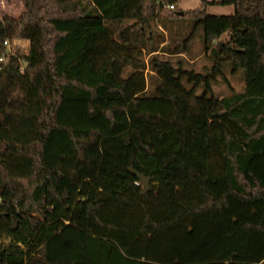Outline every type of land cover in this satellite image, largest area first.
<instances>
[{
	"label": "trees",
	"instance_id": "obj_1",
	"mask_svg": "<svg viewBox=\"0 0 264 264\" xmlns=\"http://www.w3.org/2000/svg\"><path fill=\"white\" fill-rule=\"evenodd\" d=\"M179 2L23 0L0 18V56L30 42L0 73V264H264V0L204 3L160 49ZM200 31L203 73L165 58ZM228 65L244 92L216 97Z\"/></svg>",
	"mask_w": 264,
	"mask_h": 264
},
{
	"label": "rangeland",
	"instance_id": "obj_2",
	"mask_svg": "<svg viewBox=\"0 0 264 264\" xmlns=\"http://www.w3.org/2000/svg\"><path fill=\"white\" fill-rule=\"evenodd\" d=\"M219 1L220 0H180V2L176 5L175 10H170L168 6H166L160 14L162 22L160 21L161 19H159L153 26V37L155 43L157 44L158 42L163 41L164 37L166 42L160 46V49H162V47L172 43L174 40L181 42L183 39L187 38L193 29V23L188 20L189 16H187V13L201 8L204 3L206 4L207 13L211 16H230L235 13V8L233 6L220 5L218 4ZM24 11L23 0H0V18L4 16L19 18ZM182 13L184 17H179L178 14ZM128 24L132 25L133 22L130 21ZM17 39L21 41L19 44L13 45L14 50L23 54H28L30 42L22 38ZM222 39L224 41H228L229 35H223ZM165 58L171 60L175 64L182 61L185 64V67L202 73L204 72L205 67H210L212 65L210 50H207L204 43L203 31L198 33L196 40L192 43L188 52L174 55L167 54ZM145 59L148 60V56L145 55ZM224 72L227 76L229 84L220 81L218 85L214 86V95L216 97H221L229 96L233 92H244V73L238 72L237 74H232V68L229 65L225 67ZM146 73L149 78V71H146ZM154 87L155 82L149 78V90ZM153 91L149 93L150 96H154ZM201 92L202 90H199L198 94H201ZM1 242L2 245L7 248L12 244V239L4 237ZM25 250L32 252V249L26 248Z\"/></svg>",
	"mask_w": 264,
	"mask_h": 264
},
{
	"label": "built area",
	"instance_id": "obj_3",
	"mask_svg": "<svg viewBox=\"0 0 264 264\" xmlns=\"http://www.w3.org/2000/svg\"><path fill=\"white\" fill-rule=\"evenodd\" d=\"M170 10H175L173 5L168 7ZM21 40H6L4 42V46L6 48L5 52L0 56V73L4 70V68L12 61L14 57L17 56V51L14 50L13 45H17ZM23 71V69H22Z\"/></svg>",
	"mask_w": 264,
	"mask_h": 264
},
{
	"label": "water",
	"instance_id": "obj_4",
	"mask_svg": "<svg viewBox=\"0 0 264 264\" xmlns=\"http://www.w3.org/2000/svg\"><path fill=\"white\" fill-rule=\"evenodd\" d=\"M131 172L138 177V179L141 181V183L143 185V189H142L141 195L142 196L147 195L150 192V190H151L152 179L149 178V177H146L144 175H141V174L137 173L134 170H131Z\"/></svg>",
	"mask_w": 264,
	"mask_h": 264
}]
</instances>
